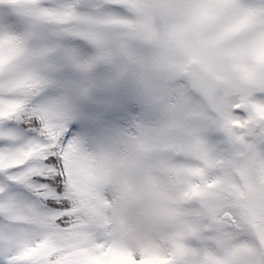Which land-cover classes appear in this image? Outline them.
<instances>
[{"label": "snow or ice", "instance_id": "snow-or-ice-1", "mask_svg": "<svg viewBox=\"0 0 264 264\" xmlns=\"http://www.w3.org/2000/svg\"><path fill=\"white\" fill-rule=\"evenodd\" d=\"M226 7L264 32V0ZM135 18L126 0H0V264L79 247L264 264V94L145 75L109 23Z\"/></svg>", "mask_w": 264, "mask_h": 264}, {"label": "rangeland", "instance_id": "rangeland-1", "mask_svg": "<svg viewBox=\"0 0 264 264\" xmlns=\"http://www.w3.org/2000/svg\"><path fill=\"white\" fill-rule=\"evenodd\" d=\"M130 9L143 7L149 12L161 41L163 55L137 37V19L112 20L124 29L123 36L132 47V58L145 75H186L189 61H203L225 82L226 91L241 101L264 94V32L252 34L254 14L235 19L226 7L227 0H171L166 6H152L151 0H126ZM163 47V45H161ZM236 107L240 104L235 105ZM256 115L264 118V104L251 103ZM44 251L38 246L33 250ZM78 258L62 264H80ZM87 264H168L167 260L145 254L134 259L119 250H108L99 257L88 255Z\"/></svg>", "mask_w": 264, "mask_h": 264}, {"label": "flooded vegetation", "instance_id": "flooded-vegetation-1", "mask_svg": "<svg viewBox=\"0 0 264 264\" xmlns=\"http://www.w3.org/2000/svg\"><path fill=\"white\" fill-rule=\"evenodd\" d=\"M169 1L171 0H151L150 4L157 8L158 6H166ZM143 10H145L143 7H136L133 10V13L135 14L136 17H144L145 13L143 12ZM148 15L149 14L147 13V16ZM156 31L157 29H156L155 24L151 20H149L147 23L143 24L142 26H138L137 32H136L137 34L136 38L139 41H143L144 44L148 46L155 47L156 50H153L155 54L163 55L166 49L164 48L166 44V40L161 41L158 34L155 33ZM161 45H163V47Z\"/></svg>", "mask_w": 264, "mask_h": 264}, {"label": "water", "instance_id": "water-1", "mask_svg": "<svg viewBox=\"0 0 264 264\" xmlns=\"http://www.w3.org/2000/svg\"><path fill=\"white\" fill-rule=\"evenodd\" d=\"M187 75H194L198 82L201 85H205L208 80L216 81L218 84L222 85L225 89V84L222 80L218 79L213 73H211L204 65L202 64H192L189 68ZM226 90V89H225Z\"/></svg>", "mask_w": 264, "mask_h": 264}, {"label": "trees", "instance_id": "trees-1", "mask_svg": "<svg viewBox=\"0 0 264 264\" xmlns=\"http://www.w3.org/2000/svg\"><path fill=\"white\" fill-rule=\"evenodd\" d=\"M81 257V259L79 260L80 264H87L88 263V254L86 252V250L82 247L76 248L75 250L71 251L68 255H66L65 257L62 258V262H64L65 260L71 259L72 258H78Z\"/></svg>", "mask_w": 264, "mask_h": 264}]
</instances>
